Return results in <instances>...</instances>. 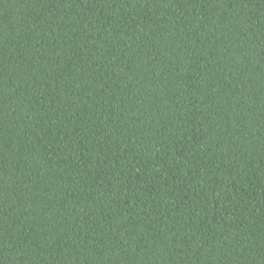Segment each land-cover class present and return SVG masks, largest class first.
Here are the masks:
<instances>
[{
  "label": "trees",
  "instance_id": "obj_1",
  "mask_svg": "<svg viewBox=\"0 0 264 264\" xmlns=\"http://www.w3.org/2000/svg\"><path fill=\"white\" fill-rule=\"evenodd\" d=\"M0 264H264V0H0Z\"/></svg>",
  "mask_w": 264,
  "mask_h": 264
}]
</instances>
